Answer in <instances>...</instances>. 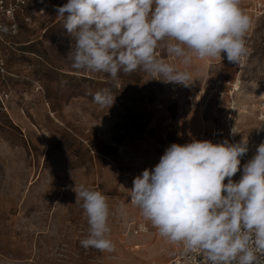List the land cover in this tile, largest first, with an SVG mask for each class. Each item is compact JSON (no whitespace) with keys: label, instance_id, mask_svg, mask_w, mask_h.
I'll list each match as a JSON object with an SVG mask.
<instances>
[{"label":"rangeland","instance_id":"1","mask_svg":"<svg viewBox=\"0 0 264 264\" xmlns=\"http://www.w3.org/2000/svg\"><path fill=\"white\" fill-rule=\"evenodd\" d=\"M36 2L9 52L15 77L6 109L0 106V264H166L175 247L144 220L129 189L171 143L201 140V131L223 126L220 113L193 95L171 99L166 83L143 71L112 79L74 70L68 56L73 40L55 10L67 0H40L41 14L34 12ZM240 7L251 19L249 58L233 116L237 142L248 140L250 156L262 143L257 117L264 99V0H241ZM161 56L190 74L191 88L210 77L234 76L219 57L193 56L185 65L163 51ZM101 89L115 96L110 108L93 101L91 93ZM222 129L219 142L227 140ZM81 184L108 198L113 252L80 244L89 225L72 189ZM140 222L148 230L135 234Z\"/></svg>","mask_w":264,"mask_h":264},{"label":"clouds","instance_id":"2","mask_svg":"<svg viewBox=\"0 0 264 264\" xmlns=\"http://www.w3.org/2000/svg\"><path fill=\"white\" fill-rule=\"evenodd\" d=\"M241 0H67L55 6L73 43L68 53L77 71L112 79L136 71L164 83L188 84L190 74L162 58L221 57L239 64L247 55L250 17ZM18 26L0 23V33ZM110 108L109 89L91 93ZM233 133H236L232 129ZM248 140L191 139L171 143L152 168L137 175L130 202L168 243L182 246L190 261L203 264H264V142L243 165ZM239 179H233L237 173ZM226 181V182H225ZM89 234L84 249L113 252L108 198L81 184L72 189Z\"/></svg>","mask_w":264,"mask_h":264},{"label":"built area","instance_id":"3","mask_svg":"<svg viewBox=\"0 0 264 264\" xmlns=\"http://www.w3.org/2000/svg\"><path fill=\"white\" fill-rule=\"evenodd\" d=\"M34 4V12L41 14L44 12L43 3L40 0H36ZM33 0H0V23L3 24H15L18 26V30L15 34H2L0 33V106L6 109L5 104L11 97L10 79L15 75L8 69L7 60L8 55L15 42L14 39L19 33L21 22H30L32 15L27 13V9L32 5ZM247 55H245L241 62L237 64L226 62L225 56L219 57L218 62L224 64L226 62L230 69L234 72V76L228 80L225 77L217 76L210 77L207 83L202 84L199 87L191 88L185 84L166 83V87L169 90L171 99L176 101H185L187 95H193L196 100H204L206 103H211L213 107L219 111L220 120L223 122V126L215 124L206 133L201 131L198 137L203 140H211L213 143H219L223 133L222 128L225 126L227 129L226 139L230 143H237V134L232 132V129L237 132L235 128L236 119L235 110L236 105L233 100L234 94H236L241 87V74L245 69L249 58L248 40L246 39ZM223 54V53H222ZM164 58V57H162ZM169 61V58H164ZM186 95V96H185ZM261 111L258 114V120L261 121V125H264V99H262ZM258 129L257 138L260 142H264V133L261 132V126ZM252 154V153H251ZM255 153L252 155H245L241 160V165L246 163ZM240 174V173H239ZM240 176V175H239ZM235 177L234 179H239ZM226 182V181H225ZM148 230V226L145 223H138L135 226L134 233H144ZM174 254L172 258L166 264H203L202 257L199 254L196 255L191 261L183 254L182 246L174 245Z\"/></svg>","mask_w":264,"mask_h":264},{"label":"bare ground","instance_id":"4","mask_svg":"<svg viewBox=\"0 0 264 264\" xmlns=\"http://www.w3.org/2000/svg\"><path fill=\"white\" fill-rule=\"evenodd\" d=\"M238 133V131L236 132V134Z\"/></svg>","mask_w":264,"mask_h":264}]
</instances>
